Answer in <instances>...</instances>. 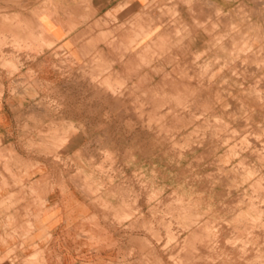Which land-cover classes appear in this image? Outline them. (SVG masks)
Instances as JSON below:
<instances>
[{
	"label": "rangeland",
	"instance_id": "obj_1",
	"mask_svg": "<svg viewBox=\"0 0 264 264\" xmlns=\"http://www.w3.org/2000/svg\"><path fill=\"white\" fill-rule=\"evenodd\" d=\"M188 1L192 7L188 27L173 7L165 5L159 8L156 20H147L146 30L141 29L139 34L138 29L130 37L127 46L122 45V39L115 40L112 32L100 33L96 41L112 51L117 49L114 45L121 46L116 58L96 48L91 37L84 54L65 47L54 52L53 65L60 71L47 80L53 86L47 85L46 89L44 84L41 99L55 115L64 107L70 108L72 119L55 123L56 137L41 132L36 144L41 152L36 150L35 155L41 162L51 158L59 168L65 162V171L72 173L68 177L78 185L73 195L81 200L85 195L91 197L94 210L109 207L100 196L102 182L96 179L89 185L83 178L86 169L82 162L89 161L94 172L120 170L122 187L118 195L123 209L109 216L124 223L119 233L128 249L125 264H264V236L253 237L264 231V176L245 191L240 174L245 172L246 179L254 174L245 170V162L236 160L253 147L250 138H256V127L247 124L231 131V114L226 112L234 105L244 108L245 102L264 104V71L259 75L264 69V44L255 48L249 28L241 34L236 32L234 14L216 19V12L211 14L214 16L203 12V0ZM255 1L264 5V0ZM1 3L7 9L30 5L36 15L52 0ZM193 36L199 38L197 48L192 50L186 40ZM34 39L33 35L23 37L9 29L2 30L0 53L9 48L12 53L18 52L16 58L24 51L29 54ZM144 39L147 42L141 48ZM126 54L131 55V62L123 60ZM17 61V65L10 60H0V64L14 72L21 66ZM24 61L29 62L25 59L20 63ZM114 65L122 69H114ZM31 74L23 75L21 82H28ZM131 76L146 79L143 84L125 85L122 79ZM110 93L119 95L122 101ZM79 96L86 98V104H78ZM69 99L70 105L64 106L63 100ZM144 108L151 109L149 114L142 112ZM248 113L241 109L232 117L247 123ZM48 144L50 148L55 146L58 153L49 154L45 149ZM70 144L72 151L66 150ZM259 153L264 155V145L253 151L256 156ZM259 161L264 165V156ZM233 173H238L236 179ZM9 175L11 188L4 184L5 188L29 185L26 176L13 172ZM29 188L30 194L37 195ZM248 201L253 203L254 217L244 210ZM239 209L243 214H237ZM87 217L86 223L103 227L95 217ZM99 233L95 235L103 238ZM13 234L18 235L16 230L9 236ZM254 246L262 247L256 257L252 253ZM9 253L8 263L40 264L38 251L28 257Z\"/></svg>",
	"mask_w": 264,
	"mask_h": 264
},
{
	"label": "crops",
	"instance_id": "obj_2",
	"mask_svg": "<svg viewBox=\"0 0 264 264\" xmlns=\"http://www.w3.org/2000/svg\"><path fill=\"white\" fill-rule=\"evenodd\" d=\"M1 2L2 0H0V31L9 29L23 37L33 35L35 39L31 42L34 45L30 46L29 54L26 51L21 52L26 54L24 58V54L16 58L18 52L12 53L9 48L1 49L0 53L1 61L10 60L13 65H17L14 61L19 60L17 63L21 64L14 72H10V68L0 64V264H11L8 263L10 258H7L10 251L22 257H28L38 251L41 254L40 264H125L128 262V249L126 240L119 233L124 223L112 220L109 216L116 213L119 208L123 209V202L118 195V190L122 187L121 172L120 170H114L112 173L94 172L89 161L82 162V166L86 169L83 178L86 182L88 180L89 185L90 181L95 183L96 179L102 182L100 196L105 199L104 204L109 207L108 210L103 208L94 210L91 197L85 195L81 200L80 197L73 195L78 185L69 178L70 176L68 177V174L72 175V173L65 171L68 170L64 166L65 162L59 168L56 167V162H51V158L50 161L41 162V158L36 157V144L41 139V132L48 133L49 137H56L55 123L72 119L70 108L67 107L55 115L49 104L45 103V99H41V89L44 84L46 89H49L50 84L53 86L54 83L47 80L60 71L53 65V54L59 47L84 54L87 50L85 44L91 37L96 48L107 50L116 58L117 53L122 51L121 46L114 45L117 49L112 51L110 47L96 41L100 33L112 32L115 40L122 39V45L127 46L130 37L136 35L138 29L139 34L141 29L146 30L147 20H156L160 13L159 8L165 5L173 7L181 22L188 27L191 23L189 14V10L192 9L191 3L188 0H52V4L42 7L36 16L30 5L23 9L21 7L7 9L2 8ZM203 2V12L207 13V16L216 12V19H220L228 14L231 16L234 14L236 32L239 31L241 34L243 29L249 28L251 31L249 37L255 48L264 44L263 4L258 5L255 0H203ZM9 16L13 19L5 20ZM198 38L193 36L186 40L189 49L197 48L195 43ZM146 42V39L142 41L141 48ZM207 48H209L208 44ZM25 59L29 62L20 63ZM123 60L131 62L132 57L126 54ZM114 69L118 70L122 67L114 65ZM262 71L264 69H261L259 75ZM28 72H32V78L22 83L21 77ZM144 78L146 79L144 76H131L120 79L126 82L125 85H132L143 84ZM59 82L64 85V81ZM59 82H55L56 85L59 86ZM150 82L153 81L146 83L150 84ZM65 84L68 85L69 82L65 81ZM110 95L118 102L122 101L119 95L113 93ZM77 98L80 101L79 105L82 104L81 102L86 104V98L80 96ZM63 103L65 106L70 105L71 102L69 99L63 100ZM263 105L259 102H245L244 108H241L242 105H234L226 111L231 114L229 115L231 124L228 126L231 131L243 129L247 124L256 127L254 130L257 134L256 138H250L253 147H249L236 158L245 162L247 164L245 170L254 174L248 179L245 178V172L240 174L243 176V186L247 192L249 184L258 182L264 176V165L259 161L264 155L253 154L255 148L260 150L261 145H264ZM241 109L250 111L248 113L250 122L245 123L241 118L237 122L232 117ZM150 110L144 108L142 112L148 113ZM43 128L45 130L41 131ZM85 134L87 136L89 133ZM241 136L244 137V132ZM70 137L72 138V135ZM49 146L51 145L45 146L49 154L58 153L55 146L51 148ZM66 150H74L72 144ZM37 151L41 152L40 149ZM10 172L16 176H26L29 185L13 187L10 190L12 181ZM235 176H238V173H233L234 179ZM4 184L10 188H5ZM29 186L37 195L30 194ZM252 206V201H248L244 204V210L246 214L250 212L251 217H254ZM110 208L113 211H110ZM237 214H243L242 210L239 209ZM87 216L95 217L103 227L95 228L94 225H90L91 223H86L89 220ZM247 217L245 223L250 221ZM261 220L264 223V217ZM14 230L18 235L9 236ZM100 230L103 238L95 235V232L99 233ZM115 231L119 234L117 235ZM257 235L263 237L264 231L254 234L253 237ZM11 242H16L18 246ZM261 250V246H254L252 253L256 257Z\"/></svg>",
	"mask_w": 264,
	"mask_h": 264
},
{
	"label": "bare ground",
	"instance_id": "obj_3",
	"mask_svg": "<svg viewBox=\"0 0 264 264\" xmlns=\"http://www.w3.org/2000/svg\"><path fill=\"white\" fill-rule=\"evenodd\" d=\"M165 73V72H164ZM142 79V78H141Z\"/></svg>",
	"mask_w": 264,
	"mask_h": 264
}]
</instances>
